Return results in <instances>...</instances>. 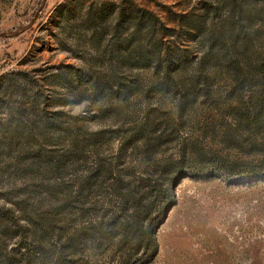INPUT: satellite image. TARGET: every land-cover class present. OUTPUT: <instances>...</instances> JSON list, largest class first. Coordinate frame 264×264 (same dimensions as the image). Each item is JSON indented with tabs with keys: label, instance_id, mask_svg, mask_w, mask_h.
<instances>
[{
	"label": "rangeland",
	"instance_id": "obj_1",
	"mask_svg": "<svg viewBox=\"0 0 264 264\" xmlns=\"http://www.w3.org/2000/svg\"><path fill=\"white\" fill-rule=\"evenodd\" d=\"M128 1V6L152 10L172 28L163 40L183 47V29L176 20L183 13H193L204 0ZM62 2L0 0V205L13 206L28 195L39 214L52 216L64 197L62 188L71 187L99 158L114 163L120 137L147 116L161 122L167 140L148 165L179 158L184 162L177 181L167 184V190L171 188L165 200L170 203L156 230L158 252L147 264H264V180L237 184L221 177L184 173L194 165V150L238 168L255 164L259 158L251 148L253 139L232 130L227 112L228 78L211 79L210 98L183 97L179 83L183 72H172L173 80L164 84L162 74H154L150 68H133L119 72L125 74L124 82L133 74L140 89L126 98L118 97L108 84L112 79L108 80L107 74L113 72L100 52L113 40L112 33L101 34L92 45L88 31L74 15L67 22L59 15L57 7ZM114 2L116 7L120 0ZM259 2L253 6L259 7ZM74 6L75 2H70L71 10ZM132 31L122 30L118 41L130 37ZM142 32L145 29L138 33L137 42ZM185 46L195 54L191 42ZM104 85L102 91L97 88ZM49 122L61 124L69 134L48 126ZM79 125L82 130L77 129ZM97 131L104 133L100 141L85 148L81 134ZM72 139L83 154L58 180L55 158L69 148ZM139 161L129 163L127 157L121 167L139 171L144 168L137 165ZM88 202V215L76 213L73 219H65L62 242L116 208L105 193H96ZM19 236H0L5 253L18 257L23 251L25 240ZM58 237L54 233L45 239L44 249L54 252ZM84 251V264L113 262L112 248L91 251L85 247Z\"/></svg>",
	"mask_w": 264,
	"mask_h": 264
},
{
	"label": "trees",
	"instance_id": "obj_2",
	"mask_svg": "<svg viewBox=\"0 0 264 264\" xmlns=\"http://www.w3.org/2000/svg\"><path fill=\"white\" fill-rule=\"evenodd\" d=\"M72 1L74 10L70 7ZM255 1L204 0L193 13L181 14L176 21L183 29V47L163 40L172 28L152 10L128 6V0H120L116 7L114 0H64L57 11L66 22L74 15L88 31L92 45H96L101 34L112 33L113 40L100 52L113 72L107 74L108 80L112 79L108 84L118 97L126 98L140 89L133 74L124 82L125 74L119 72L133 68H150L154 74H162L164 84L171 83L172 72H183L179 81L183 97L192 94L194 98L199 95L210 98L211 79L228 78L231 89L227 112L232 130L253 139L251 148L259 158L255 164L249 162L238 168L220 157L194 150V165L184 173L193 177H221L227 183L238 184L264 180V0H260L259 7L253 6ZM127 28L133 29L131 36L118 41L121 31ZM142 29L146 32L140 34L137 42ZM185 42L194 45L195 54L186 48ZM104 87L97 88L102 91ZM48 126L69 134V129L61 124L49 122ZM79 126L77 129L82 130ZM163 127L161 122L148 120L147 116L142 123L129 127L126 135L120 137L115 162L107 164L99 158L74 179L71 187H63L64 197L56 204L52 216L39 214L28 195L13 206L0 205V236L19 233L25 240L18 257L5 253L0 246V264H84L85 247L91 251L112 248V264L149 263L158 252L156 230L170 203L165 200L171 188L167 190V184L177 181L184 166L183 158L148 165L151 156L167 142ZM85 134H81L85 148L96 146L104 135L103 131ZM68 147L54 161L58 180L83 154L73 139ZM127 157L129 163L140 160L137 165L144 168L131 171L121 167ZM96 193H105L116 208L62 242L65 219L71 216L73 219L76 213L88 215V200ZM54 233L59 236V245L50 253L44 249L43 241Z\"/></svg>",
	"mask_w": 264,
	"mask_h": 264
}]
</instances>
